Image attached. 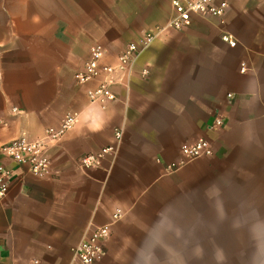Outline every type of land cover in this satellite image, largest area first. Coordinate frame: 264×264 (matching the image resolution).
I'll list each match as a JSON object with an SVG mask.
<instances>
[{
	"label": "crops",
	"instance_id": "1",
	"mask_svg": "<svg viewBox=\"0 0 264 264\" xmlns=\"http://www.w3.org/2000/svg\"><path fill=\"white\" fill-rule=\"evenodd\" d=\"M220 1L221 20L194 15L159 34L111 86L115 98L98 103L86 93L94 82L73 80L89 47L103 45L113 64L166 23L170 0H0V145L77 114L47 147L48 176L0 155L11 170L0 264H79L71 248L118 210L94 264H166L168 251L200 250L207 264H264V0ZM216 115L223 125L210 129ZM198 138L212 154L168 172ZM109 145L114 155L78 167Z\"/></svg>",
	"mask_w": 264,
	"mask_h": 264
},
{
	"label": "built area",
	"instance_id": "2",
	"mask_svg": "<svg viewBox=\"0 0 264 264\" xmlns=\"http://www.w3.org/2000/svg\"><path fill=\"white\" fill-rule=\"evenodd\" d=\"M172 14L162 26H156L144 32L138 41L130 42L117 54L113 64L104 63L103 59L107 53L106 48L94 43L89 47L88 57L81 68L73 74L75 84L87 85L92 82L95 85L87 89V96L91 102L104 103L115 98L111 86L115 83L125 82L140 54L147 49L153 40L162 32L174 29L181 30L187 27L192 16L221 18L227 7L226 1L215 2V0H170ZM221 20V19H220ZM222 39L230 46L236 44L235 40L223 35ZM244 64L241 70H244ZM143 70L142 74L146 75ZM77 121L75 112L64 114L62 121L56 127H48L44 130L43 136L29 138L19 136L0 145V155L12 160L17 164H25L29 171L37 177H46L50 174V160L47 155L49 144L58 142L65 132L70 130ZM223 125V118L216 115L210 129H217ZM122 130L115 131V138L118 142L121 139ZM117 146H105L99 151L81 156L77 165L81 170H86L99 165L101 159L106 155H114ZM181 159L172 162L167 166L168 172H173L186 163L197 158L212 154L210 143L204 138H198L191 143H184L180 146ZM11 170L0 161V202L8 192V181ZM121 216L120 211L112 214V221L95 227L71 248L72 258L79 264H94L102 256L104 241L110 235L111 225ZM36 263V261H34Z\"/></svg>",
	"mask_w": 264,
	"mask_h": 264
},
{
	"label": "rangeland",
	"instance_id": "3",
	"mask_svg": "<svg viewBox=\"0 0 264 264\" xmlns=\"http://www.w3.org/2000/svg\"><path fill=\"white\" fill-rule=\"evenodd\" d=\"M199 238H205V236H199ZM202 246H206L205 243L201 244ZM253 251L247 252V260L252 261L254 256ZM207 251L200 250V251H168L167 252V261L166 264H182V263H192V264H207Z\"/></svg>",
	"mask_w": 264,
	"mask_h": 264
}]
</instances>
